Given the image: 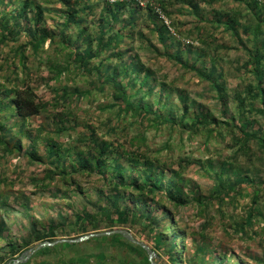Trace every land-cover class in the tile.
I'll list each match as a JSON object with an SVG mask.
<instances>
[{
    "label": "rangeland",
    "instance_id": "1",
    "mask_svg": "<svg viewBox=\"0 0 264 264\" xmlns=\"http://www.w3.org/2000/svg\"><path fill=\"white\" fill-rule=\"evenodd\" d=\"M25 1L0 0V24L6 15L13 27L16 12ZM28 1L33 32L36 33L37 16L41 31L51 34L56 42H47L40 49L39 55L44 58L41 64L30 47L26 52L20 48L29 45L26 35L18 41L0 42V84L16 86L17 71H29V83L43 101L52 102L56 89L73 95L71 104L66 103L63 122L58 116L62 108H51L52 103L25 124L9 113L0 115V264L11 246L17 258L24 250L49 239H73L114 229L128 230L168 264H172L167 252L173 244H177L182 264H256L257 255L264 254V148L252 140L250 153H241L239 129L248 125L251 134L257 131L260 138L264 136V96L255 90L251 97L247 90L248 86H257L250 50L259 46L264 53V0H142L135 4L122 0L138 8L137 13L131 6L118 12L121 20L114 32L131 31L120 46L125 52L124 64L114 60L111 49L104 50L95 64L106 69L107 76L114 74L125 90L136 94L135 100L143 99L152 108L165 106L166 115L173 116L178 125L175 127L154 117L120 116L113 84L101 85L103 78L96 83L98 75L72 66L58 76L49 64L62 48L59 36L67 18L65 8L76 0ZM87 2L91 11L85 36L76 38L74 33L71 41L82 50L92 40L98 50V22H108L111 9L107 0ZM25 26L21 23L15 33ZM107 40L105 37L104 42ZM25 54L29 61L22 59ZM49 56L52 58L46 63ZM126 63L140 66L141 73L130 79L119 74ZM262 69L264 82V66ZM146 70L151 75L141 87ZM162 84L166 87L161 89ZM91 127L100 141L122 143L127 153H140L156 164L155 179L162 192L174 191L186 205L178 208L166 202L160 192L157 198L151 197L148 188L123 190L126 196L114 201L109 196L108 181L101 174L81 172L73 175L76 185L63 184V178H59L48 187V140L67 149L61 151L64 155L59 162L61 171H69L79 159L94 160L99 155L103 145L90 146ZM16 146L22 149L18 152ZM80 150L85 155L80 156ZM133 156L143 161L141 156ZM108 164L111 174L114 156ZM131 175L132 181L137 178L138 183L149 186L145 176ZM229 180L233 184L241 180L261 186L258 203L253 202L251 185L247 188V183L242 189L226 192V202L214 201L222 199L219 181ZM120 200L134 209L130 211L125 206L128 212L122 220L114 209L116 202L124 207ZM167 208L177 218V224L173 221L169 225L170 230L164 218ZM106 212L110 220L103 215ZM126 219L128 222L123 223ZM155 220L158 228L153 230ZM161 229L166 239L157 242ZM49 232H55V236L47 237ZM49 249L39 251L32 264H148L141 250L115 236L91 238L72 246L58 244Z\"/></svg>",
    "mask_w": 264,
    "mask_h": 264
},
{
    "label": "trees",
    "instance_id": "2",
    "mask_svg": "<svg viewBox=\"0 0 264 264\" xmlns=\"http://www.w3.org/2000/svg\"><path fill=\"white\" fill-rule=\"evenodd\" d=\"M88 0H76L74 5L69 6L68 8H65V15H67V18L64 20L62 31L60 32L59 38L61 39V45L62 48L60 50V54L57 53L55 57V61L50 62L49 59L52 57L49 56L46 58V63H49V67H52L55 71H57L58 76H63L65 72L67 73L70 69V67L75 66L78 67L81 71L90 74L92 76H99L95 81L98 83L99 78H103L101 85L106 84H113V87L115 88V98H116V105L115 107L118 108L119 115H132L137 116L141 118H147L151 117L159 121L161 123L169 124L172 127L178 126L175 122L173 116L170 114L166 115V107L163 105H157L156 108H152L151 105L147 106L144 103L143 99L135 100L134 97L136 94L129 93L128 90H125L121 82L117 80V78L114 77V74L112 76H107L106 69H102L100 66H96L95 62L98 60V57L101 53H103L106 49L113 50V56L114 60H116L120 64H124L123 56L125 55V52H122L120 50V46L122 45V40L127 36L130 30L127 29H118L115 33L117 24L120 22L121 17L119 16L118 12L121 9H126L127 7L131 6L132 11L134 13L138 12V8L133 6V4H130L126 1L118 0L114 4L111 2H106V5L111 9V15L109 18V21L106 22L105 20H99L98 24L99 27H101V34L99 36V40L97 41V48H95V45L93 44V41L91 40L88 42L86 47L84 49H80V47L76 44H74L71 39L72 35L74 33H77L76 38H83L86 33L87 29V21L89 12L91 11L89 5L87 4ZM163 7L165 8V3L162 2ZM29 1L23 2V5H21V8L17 10L15 18V24L13 27L9 25V16L4 15V21H1L0 24V32H2V36L0 37V42H8L9 40H15L18 41L19 37L21 35H26L28 37V46H21L20 48L23 49L25 52L27 51L26 48L30 47L33 53L34 58L36 57L37 60L39 59V63L43 61V57H40V49H44V46L47 42L52 41L53 43L56 42V39L52 38L51 34H49L46 31H41L39 28L40 25L38 23L37 16L34 18L35 23L34 24L36 28V33L33 32V28H31V21L28 17L29 12ZM115 9V11H113ZM38 11L41 14V10L38 9ZM39 14V15H40ZM21 23H25V28L21 30L18 33H15V30L18 26L21 25ZM76 27V31H71L72 27ZM105 26V27H104ZM259 30V28H258ZM128 31V32H127ZM160 35V38L163 41V36L161 35L160 31L158 32ZM105 37L108 38L106 42H104ZM85 37L84 39H87ZM256 44H258L256 42ZM264 48V46L262 47ZM261 47L256 46V49L250 50V56H251V64L252 68L251 71L253 75L255 76V79L257 80V86H248L247 90L251 92V97L254 95V91L256 90L259 95L264 96V82L263 79V64H264V53L262 54ZM17 52H20L18 50ZM63 60H62V58ZM22 59L24 61H29L27 58V55L25 54ZM179 63L183 67H188V65L179 60ZM142 71V68L138 65L126 63L123 70H118L119 74H123L125 78L130 79V76L133 75H139ZM116 72V71H115ZM21 75V76H20ZM30 72L25 71L16 73V76L19 81L17 82L16 86H7L5 85L6 82H3L0 84V115L2 113H9L12 117H18L22 124H25L30 118L39 116L43 111H46L50 108V103H52L51 108H62V112H59L60 120L63 122L62 116L66 115L65 107L66 103L68 105L71 104L72 95L69 92H66L65 90H59L56 89L54 91L55 93V99H53L52 102H45L42 99L39 98L38 92L35 90V88L29 83L30 81ZM151 73L146 70L145 74L141 80V87L146 84L148 79L150 78ZM1 82V81H0ZM166 86L162 84L161 89L165 88ZM62 101L63 103L59 102ZM244 104V100L242 101ZM68 107V106H67ZM206 115H204V119H206ZM1 118V116H0ZM207 121V120H206ZM21 124V125H22ZM23 126V125H22ZM240 126V125H239ZM239 129V139L242 142V148L241 153L243 154H249L250 153V142L252 140L258 142V144L264 148V136L263 138H260L257 134V131L254 133L249 132V126L241 125ZM3 127V123L0 122V130ZM24 127V126H23ZM60 130V129H59ZM63 130V129H62ZM90 145L91 147H99V145H103L99 155L94 157L92 159L88 158V160L79 159L77 163L74 165H71V170H60V159H62L63 155H61L62 150H67L65 148H61L59 144H56L52 140H48L47 144L49 145V160L45 164L46 167H48V184L46 185L48 187H52L54 184V181H58L57 179L63 178V184L70 183L71 186L76 185L75 177L73 175L79 174L81 172L87 173L88 175L91 174H101L102 178L106 181H108V185L111 188L109 196L113 197L114 201H119L120 198L125 197L126 193L123 192V190H143V189H149L150 194L149 196L157 198L158 192L164 193L163 197L166 202H169L172 205H176L178 208L183 207L186 205L187 202L184 200L178 198L174 191L166 190L165 192H162V187L157 183V180L155 179L157 177L158 173V166L154 164L151 161H148L146 156H142V154L138 153L135 154L134 152H126V148L123 146V144H115L114 142H111L109 140L106 141H100V138H98L97 134L95 133V128L91 127L90 129ZM3 139L6 137V134L3 133ZM47 136L43 137L42 139H45ZM2 139V141H3ZM99 139V140H98ZM6 146L8 145V142H3ZM8 147V146H7ZM17 151L22 149V146H16ZM128 149V148H127ZM80 156L85 155V151L80 150L78 153ZM115 154V155H114ZM133 155H139L143 158V161L139 158L134 157ZM115 157V164L113 166L112 173L109 174L108 167L109 161L112 157ZM42 158H38V161H41ZM80 161V162H79ZM132 174H138L145 176V179L147 181L149 186H145L143 184H140L137 182V178L132 181L130 177ZM131 175V176H130ZM67 176V177H66ZM66 178V179H65ZM239 179V178H237ZM44 182V181H43ZM41 182V183H43ZM56 183V182H55ZM244 183H247L246 187L251 185V189L253 192V198L254 203H258V197L261 192V186H256L255 183L250 182H243V181H237L235 184H233L232 180L229 181H219V189L222 199H215L217 203H223L226 202L228 196H225V193H231V190L238 188L242 189L244 188ZM237 189V191H238ZM229 190V191H226ZM235 192V191H233ZM129 196V195H127ZM137 202H139L138 199H135ZM121 204L124 205L121 206L117 202L114 204V209L116 212H118L119 220H122V217L125 212L134 211L133 208H130L128 204L125 202V200H120ZM125 206H128L129 209ZM136 211V210H135ZM164 218L166 220L167 230L169 229V225H171L174 221L175 224H177V218L175 216L174 211H172L170 208L164 209ZM105 217H107L109 220L111 216L108 214V212L103 213ZM128 219L123 220V223H127ZM174 224V225H175ZM158 220H155V223H153L152 228L153 230H156L158 227ZM161 229L159 232L160 235L156 238V241L166 239V233L162 231ZM50 233V234H49ZM47 237H54L55 232H49ZM54 233V234H53ZM115 237L124 238L121 235H114ZM125 239V238H124ZM46 241H54L53 239H49ZM128 241V240H126ZM140 241V240H139ZM129 242V241H128ZM142 242V241H141ZM156 242V245H157ZM67 246H72L73 244L69 243H60ZM130 244L133 245V247L138 248L141 250L144 255L146 262L148 264H151L148 260L147 252L139 245L133 244L130 242ZM58 245V244H57ZM11 246V245H10ZM56 246V245H55ZM149 246V245H148ZM29 249V248H28ZM27 250V249H26ZM50 250L49 247L43 248L39 251H48ZM25 251V250H24ZM23 251V252H24ZM37 251L26 263L23 264H32V262L35 259V256L39 254L40 252ZM22 252V253H23ZM21 253V254H22ZM158 253V251H157ZM168 257L169 260L172 262V264H182V260L179 255V251L177 250V244H173V246L168 250ZM16 251L14 250L13 246H11L10 252L6 254V256L2 257L3 263L6 264L7 262L15 259ZM160 258V262L163 264H168V262L165 260V258H162L160 254H158Z\"/></svg>",
    "mask_w": 264,
    "mask_h": 264
},
{
    "label": "water",
    "instance_id": "3",
    "mask_svg": "<svg viewBox=\"0 0 264 264\" xmlns=\"http://www.w3.org/2000/svg\"><path fill=\"white\" fill-rule=\"evenodd\" d=\"M114 235H121L129 242L141 246L148 255V260L151 264H163L160 262L159 256L144 242L139 241L136 239L131 232L124 229H114L106 232H95L91 234H87L78 238L73 239H59L54 241H44L41 242L27 250H25L20 256L17 258L7 262L6 264H23L26 263L37 251L46 248V247H54L60 243H69V244H78L82 242H86L91 238H98V237H105V236H114Z\"/></svg>",
    "mask_w": 264,
    "mask_h": 264
},
{
    "label": "built area",
    "instance_id": "4",
    "mask_svg": "<svg viewBox=\"0 0 264 264\" xmlns=\"http://www.w3.org/2000/svg\"><path fill=\"white\" fill-rule=\"evenodd\" d=\"M108 2H111V3H115L116 2V0H107ZM130 2H132V3H136V2H140V3H142L143 1L142 0H129ZM154 9L155 10H159V8L158 7H154ZM154 10V11H155ZM161 19H163V20H165V22L168 24V21L166 20V18H165V16L164 15H161V16H159Z\"/></svg>",
    "mask_w": 264,
    "mask_h": 264
},
{
    "label": "crops",
    "instance_id": "5",
    "mask_svg": "<svg viewBox=\"0 0 264 264\" xmlns=\"http://www.w3.org/2000/svg\"><path fill=\"white\" fill-rule=\"evenodd\" d=\"M262 253H264V247H262ZM256 259H257L256 264H264V254H262L261 257L257 255Z\"/></svg>",
    "mask_w": 264,
    "mask_h": 264
}]
</instances>
